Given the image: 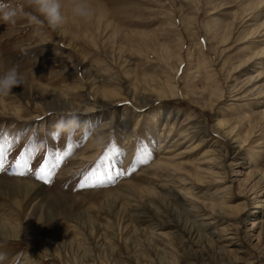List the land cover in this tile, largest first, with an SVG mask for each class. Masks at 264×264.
I'll return each instance as SVG.
<instances>
[{
  "label": "rangeland",
  "instance_id": "rangeland-1",
  "mask_svg": "<svg viewBox=\"0 0 264 264\" xmlns=\"http://www.w3.org/2000/svg\"><path fill=\"white\" fill-rule=\"evenodd\" d=\"M88 3L94 15L85 20L74 17L69 0H64L65 22L55 31L46 25L36 30L26 18L18 19L15 26L0 22V71L16 64L25 78L23 86H15L9 96L0 97V138L7 137L13 142L9 165L31 142L33 133L47 141L32 160L33 170L46 154L63 151L67 144H73L71 154L53 168L49 182L32 173L14 174L10 166L0 171L3 181L0 218L15 225V233L19 234L17 238L0 235V252L8 255L5 264H11L21 254L19 264H218L222 258L233 261L231 264H250L251 260L264 264V207L262 213L254 212L257 204L242 196L241 185L227 180L210 184L214 174L198 173L195 170L198 165L188 164L185 167L191 174L202 180L191 187L195 192L191 197L181 189L184 185L174 183L176 187L172 189L163 181V172L147 168L159 157L157 147L162 138L158 137L164 123L175 121L174 131L167 138L172 139L187 115L190 123L198 121L206 130L204 133L218 140L220 150L229 157L222 159L225 162L236 155V150L222 133L214 134L211 126L220 118L226 125L238 126L242 136L250 131L258 148L245 146V153L238 159L240 167L251 164L254 171L263 166L264 128L249 115L250 100L236 102L238 105L230 109L226 106L232 102L228 101L225 84L229 68L237 54L249 53L235 30L232 32L248 2L88 0ZM189 58L195 59L193 62L197 58L203 60L214 77L208 85L226 91L212 111L202 106L203 100L191 105L183 97L181 83L188 89L205 85L197 77L191 83L193 78L183 70ZM179 59L182 62L174 74L178 95L140 107L143 97L132 99L130 87L136 86L141 91L147 84L148 88L156 86L152 78L166 77ZM88 76L98 78L100 87L108 86L101 80L115 81L128 99L101 115H81L82 120L98 121L91 134L85 128L70 139L48 136L61 114L40 113L47 96L43 88L64 101L81 106L97 104L89 91L94 82ZM204 133L193 141L202 139ZM96 135L105 138L102 146L94 143ZM113 149L118 155L113 154ZM207 149L201 145L197 156ZM144 159L148 162L142 163ZM177 176L181 174L174 178ZM86 177L91 179L85 181ZM20 180L35 183L39 188L3 185L18 184L16 181ZM82 182L96 186L81 187ZM183 204L197 207L196 212L185 215ZM199 206L206 214L215 210L221 214L216 215L213 224L195 227L198 231L191 235L193 228L189 231L190 224L185 219L202 218L198 221L208 222L204 217L207 215L196 217ZM201 232L207 235L206 239L201 238Z\"/></svg>",
  "mask_w": 264,
  "mask_h": 264
},
{
  "label": "bare ground",
  "instance_id": "bare-ground-1",
  "mask_svg": "<svg viewBox=\"0 0 264 264\" xmlns=\"http://www.w3.org/2000/svg\"><path fill=\"white\" fill-rule=\"evenodd\" d=\"M243 2H248L246 3V6L244 5L247 8L246 10H244V13L240 15L238 25L235 26L234 24L232 32L233 30H235L234 33L238 34V39L242 40L243 45L245 44L244 49L246 50L248 48L249 53L245 56L243 55L246 52H243V55L237 54V56L235 57L237 59L234 60L232 66L229 68L230 75L227 77L225 84L226 91L228 93L227 96L229 97L228 101L232 100V102L227 103L226 106L227 109H230L235 107L236 104L238 105V103L242 100L249 99L251 102V107L249 108L251 110H247L249 111V115L253 116L264 128V20L260 21V19H262L264 16V0H257L256 2L253 1V3L255 2L256 4L251 3V0H243ZM217 20L218 19H215V21ZM186 26L188 25L186 24ZM194 60L189 58L188 62H186V67L183 70L187 71V76L189 75L188 77L193 78L191 80V83L195 81L197 77L198 79L203 81V83L205 82V85H202L200 87L194 86L193 88L188 89L186 84L181 83L180 90L183 94V97L191 105H197L199 103L198 100L200 99L203 100L202 106L208 107L212 111L213 107L217 103H219V101H221L222 98L225 96L224 94H226V91H221L219 88H217V85H212V87L208 85L209 81L214 79L213 74L210 73V70L207 69V65H205V62H203V60L200 62L197 58L196 61L193 62ZM181 62L182 60L179 59L178 63H176V65L173 67L172 72L170 74H167L166 77L152 78V81H155L156 85L154 87L152 86L148 88L147 84L146 86H144V89H141V91H139L138 87L136 86L130 87L133 92L132 94L130 93L131 98L135 100L138 97H143L142 99H140V107H144L150 102L175 98L178 95L179 86L174 81V74L176 73L178 66ZM183 77L184 75L180 76L181 81ZM88 79L89 81L94 82L90 85L89 91L91 92L92 97H94L95 100L98 102L97 104H94V102L86 103L84 106H81L80 104H77L75 102L64 101L59 96H54L53 93H51L45 87L43 88V90L47 96L44 98L45 104L41 107L40 113L44 114L56 112L60 115L65 112L75 110L81 113V115H84L85 117H95L96 115H101L105 112L117 108L118 104H120L121 101L128 99L127 95H125V93H123L119 89L115 81L113 82L110 79L101 80L102 82H106V85L108 86L100 87V84H97L100 83V80L98 78H90V76H88ZM146 91L147 94H144ZM159 111L160 108L157 112H155V114L157 115ZM215 113L221 114L220 111H216ZM187 116L184 117L183 122L180 125L181 127L177 129L176 135L172 139L167 138L170 136L172 131H174L175 121H173L172 123H164V129L163 131H161L158 137L162 138L160 139V143L157 147L159 157L154 162H152L147 168L152 169L156 173L163 172L165 174L163 181H166L165 184H167L168 187L173 186L172 189L176 187L174 183H178V185H184L181 189H184L186 193L190 194L192 197L195 192L194 190H190L191 187L196 186L195 181L199 180L201 182L202 180L201 178L193 176L189 169H187L185 166L188 164L194 166L198 165L195 169L196 172L215 175L214 180H212V182L209 181L210 184H213V182H218V184H220L219 182H224L225 180H227L230 183H237V185H241L243 187V190H240L242 196L245 197L248 202H252V204H257L254 205L255 207H257L255 208L254 212H257L258 214L262 213V211L260 210H262L264 207V164L261 168H258L257 170L253 171L251 164L248 167H240L241 162L238 160L239 158H242V153H245V146L253 145V147L258 148V143L257 139H255V136H253L250 131H247V133L242 136L241 131H239L238 129V126H232L231 124L226 125L225 122L218 118L217 122L211 126V131L219 136L222 133V135L227 138V141L229 144H231L232 148L236 150V155L234 157H231L230 161L228 159L225 162L222 161V159L226 158V153L220 150L218 140L213 139V136H210V134L204 133L206 130L203 129V127L199 124L198 121L190 123V119L188 118L189 116ZM202 133H204L202 139L196 142L193 141V139L200 138V136L202 137V135H200ZM241 137H243V140ZM201 145L207 146L208 149L204 151L200 156H197L198 150ZM217 148L219 149L217 150ZM209 153L215 156L212 157L208 155ZM204 154L208 156H205ZM187 157H189V160L187 159ZM180 174L181 177L177 176V179L174 178V176ZM16 182L18 184L8 183L3 185H9L10 187L8 188H14L15 185H24L26 187L29 186L31 188H39V186L35 183L33 184L21 180ZM0 183H3V181L0 180ZM187 184L190 186H186ZM192 202L195 203V201ZM183 203L186 204V202ZM185 204L182 205L185 215L191 214V212H196L195 209H197V207L188 208V206H186ZM238 211L242 212L243 207L238 208ZM220 214V210H215L214 213L206 214V211L203 209V207H201L198 210V214H196V217H200V215H207L204 217L208 218V222L204 223V221H198L202 218H195V220L185 219L190 224L189 231L191 230V228H193L191 231V235L194 233V231H198L194 229L195 227L200 229L202 227H205L207 224H213L212 221L216 218V215ZM210 219L212 220L209 221ZM15 232V225L10 223V221L6 222L0 218V235L9 238H17L19 234ZM200 234L201 238H207V235L203 234V232H201ZM231 243V239H229L227 241V244L230 245ZM227 244L223 245L222 247H226ZM231 262L233 261L223 258L217 261L218 264H231ZM255 262L256 261L251 260L249 263L254 264ZM152 264L158 263L154 262Z\"/></svg>",
  "mask_w": 264,
  "mask_h": 264
},
{
  "label": "clouds",
  "instance_id": "clouds-1",
  "mask_svg": "<svg viewBox=\"0 0 264 264\" xmlns=\"http://www.w3.org/2000/svg\"><path fill=\"white\" fill-rule=\"evenodd\" d=\"M64 7V0H0V22L8 26H15L18 19L26 18L29 25L36 30L46 25L55 31L61 28L65 22ZM69 7L74 17L90 20L94 15L88 0H69ZM25 9H29V11H25ZM24 82L25 78L19 71V65L14 64L6 67L0 71V97L9 96L15 86H23ZM96 123L98 121L82 120L81 113L72 110L61 114L47 135L57 138L61 136L72 138L85 128L89 129L91 134ZM30 139L33 147L37 150L43 149L47 143L46 139L38 138L36 133H33ZM104 139V137L96 135L94 143L102 146ZM20 259H22V254L11 261V264H19ZM6 261H8L7 253L0 252V264H5Z\"/></svg>",
  "mask_w": 264,
  "mask_h": 264
},
{
  "label": "snow or ice",
  "instance_id": "snow-or-ice-1",
  "mask_svg": "<svg viewBox=\"0 0 264 264\" xmlns=\"http://www.w3.org/2000/svg\"><path fill=\"white\" fill-rule=\"evenodd\" d=\"M53 138L55 139L57 137L53 136ZM12 147V140L8 139L7 137L0 138V171L5 170L6 166H10L14 174L25 175L26 173H32L38 179L45 182L50 181V178L53 175V168L58 167L73 150V144L69 143L67 144L66 149L63 151H56L46 154L40 166L33 170L31 167L32 160L37 155L39 150L33 147L32 142H29L9 165L8 155L11 152ZM112 151L114 155H118L116 149H113ZM141 162L147 163L148 161L147 159H144ZM117 174L119 175V173ZM90 179L91 177H86L85 181ZM109 179H111V177H109ZM80 186L94 187L96 186V183L82 182Z\"/></svg>",
  "mask_w": 264,
  "mask_h": 264
}]
</instances>
